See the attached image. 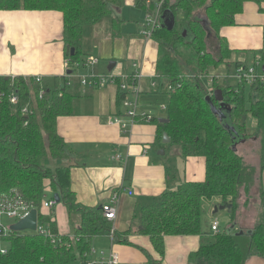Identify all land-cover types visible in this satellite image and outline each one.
<instances>
[{"label":"trees","instance_id":"1","mask_svg":"<svg viewBox=\"0 0 264 264\" xmlns=\"http://www.w3.org/2000/svg\"><path fill=\"white\" fill-rule=\"evenodd\" d=\"M260 0H139L145 11H171L177 17L172 29L159 26L152 39L158 44L156 74L159 89L169 95L165 119L158 122L159 138H170L169 145L181 148L185 158L206 159L204 182H186L176 191L166 192L159 203L141 210L138 234L150 239L158 259L148 257L152 264H163L168 236H201L204 241L198 251L189 255V264H246L251 256L264 258V218L252 231L239 228L214 235L202 231L203 201L221 200L231 206L235 215L239 201L248 188L243 186L245 158L240 154V140H260L264 170V83L238 88L221 84L231 68L241 67L234 58L236 51L222 36V29L236 24L244 4ZM124 0H0L1 11H57L63 15V42L69 61L68 75L56 78L49 85L35 78H0V211L26 206L38 211L42 226H47L56 243L37 232L10 231L1 240L9 247L2 253L0 264H76L92 247L99 236L110 235L112 223L104 216L103 207H84L72 190V166L51 161H62L70 153L65 140L58 133V120L73 116L79 95L73 93L69 80L82 66L85 29L120 11ZM203 10V15L199 11ZM121 19H114L119 30ZM187 36H184V31ZM214 40L215 46H213ZM72 49L74 54H71ZM211 49H215L214 53ZM261 59L264 61V53ZM263 71V70H262ZM264 72V71H263ZM213 75L206 85V77ZM220 79V80H219ZM42 89L44 94L40 96ZM222 90L228 109L222 119L212 106L216 90ZM15 92L17 105L10 102ZM229 96V98L226 97ZM126 95L119 90L118 109ZM247 98V99H246ZM28 108V113L23 110ZM256 122L253 132L248 129V118ZM233 128V129H232ZM260 174V175H262ZM262 177V176H261ZM59 194L73 222L80 215V225L73 237L60 235L57 222L42 213L46 182ZM260 200L264 207V188L260 185ZM251 199V198H250ZM264 216V214H263ZM232 222V223H233ZM116 243H128L115 232ZM84 263V262H83Z\"/></svg>","mask_w":264,"mask_h":264},{"label":"crops","instance_id":"2","mask_svg":"<svg viewBox=\"0 0 264 264\" xmlns=\"http://www.w3.org/2000/svg\"><path fill=\"white\" fill-rule=\"evenodd\" d=\"M138 2L124 0L120 11H112L110 17L85 29L82 47V66L87 68L85 75L112 74L118 76V81L104 85L89 83L82 91L81 80L84 78L73 75L69 78L71 91L79 95L75 113L58 120V133L70 149L68 157L61 162L72 166V190L78 202L84 207H98L108 204L114 194H120L117 218L110 222L114 232L128 243H116L111 235H104L93 240L90 250L97 249L106 254L115 251L122 264H152L148 257L158 259L150 239L137 232L142 208L159 203L164 193L176 191L186 182H204L206 179L205 158H185L180 147L164 145L159 138L158 122L166 116V110L161 106H168L169 95L164 89L151 88V79L157 75L159 47L144 33L148 30L149 17L156 18L158 27L172 21L176 23L177 17L171 11L160 12L159 6L155 12L142 10ZM117 18L122 21L118 31L113 24ZM222 36L238 53L234 58L244 65H248L246 53L261 56L260 53H264V0L244 4L243 12L236 16V24L222 29ZM92 60L98 63L92 65ZM66 62L60 12L0 10V78L42 77L44 83L51 85L54 79L68 75ZM113 62L115 67L109 71ZM136 64L144 74L140 109L151 112L158 122L132 124L124 109H118L119 83L122 76L128 77L136 71ZM115 115L120 116L125 127L112 122ZM253 124L256 127L255 120ZM257 141L245 142L243 146ZM161 151L165 154L161 155ZM257 153L254 165L259 169V149ZM261 176L264 188V172ZM45 186L46 195L55 198L49 181ZM258 192V188H254L252 195L256 196ZM246 200L244 195L242 204ZM243 206L234 222L235 229L252 231L258 215ZM41 211L57 222L60 235L73 237L74 229L80 225V215L72 222L62 201L53 210L42 208ZM246 213L251 214L246 217ZM202 231L210 234L212 229L210 227L206 232L202 228ZM203 241L201 236H168L163 264H189V255L198 251ZM0 250L6 248L1 246ZM246 264H264V258L251 256Z\"/></svg>","mask_w":264,"mask_h":264},{"label":"built area","instance_id":"3","mask_svg":"<svg viewBox=\"0 0 264 264\" xmlns=\"http://www.w3.org/2000/svg\"><path fill=\"white\" fill-rule=\"evenodd\" d=\"M147 27L148 30L145 31V35L148 38H152L154 31L158 27V23L156 21V18H147ZM98 63L97 60H92L91 64L96 65ZM260 65V63H256V67ZM66 66H69V61L66 62ZM251 68L248 65H242L241 67L235 68V76L241 83L251 84L260 81L264 83V72L258 71L257 68ZM134 68L136 71L126 77L122 76V81L119 83V90L122 91L126 97L122 101V108L124 109L125 116L128 117L131 120L132 124H135L137 121H142L146 123H151L154 121V115L151 112L143 111L140 109V95L142 94V83L144 79V74L140 70L139 66L136 64L134 65ZM120 78V77H119ZM220 78V77H218ZM208 82H210L213 79V75H209L205 78ZM35 80L39 83L42 82V77H35ZM118 81V76L109 74L107 76H96L91 75L89 77H84V79L81 80L83 85H87L89 83H95L104 85L106 82H112L115 83ZM160 83H159V77L156 75L152 77L151 79V88L157 90L159 89ZM44 94V89H42L40 96ZM19 101L18 95L15 94V92L11 95L10 102L12 105H17ZM163 110H167V106L163 105L161 106ZM24 113H28V108H25L23 110ZM113 121L115 124L121 125L125 127L126 125L124 122L120 119L119 115H115L113 117ZM130 194H132L130 192ZM120 203V194L116 193L111 198V201L108 204H104L103 212L104 216L111 222L115 221L117 218L118 208ZM57 201L55 198H51L50 200L44 198L43 206L42 208L53 210L57 206ZM31 213V209H29L26 206H18L15 209L5 211L4 209L0 211V239L2 237H6L10 234L11 227H6L1 222V217L8 216L11 219L16 220V223L20 221L21 219H24ZM211 229L214 235H217L220 233V224L217 219H215L211 225ZM37 233L41 235L48 236L52 239L53 243H56V239H54L53 234L51 230L45 226H42L38 219V227H37ZM112 241H115V232L114 229H112L111 233ZM2 253H5V250H2ZM83 261L85 264H122L120 256L115 252L111 251L110 253L105 252H97V250H90L87 254L83 256Z\"/></svg>","mask_w":264,"mask_h":264},{"label":"rangeland","instance_id":"4","mask_svg":"<svg viewBox=\"0 0 264 264\" xmlns=\"http://www.w3.org/2000/svg\"><path fill=\"white\" fill-rule=\"evenodd\" d=\"M203 10L199 11V15H203ZM145 23V22H144ZM213 42V46H215L214 44V40L211 41V43ZM214 53L215 49H211ZM262 53H260L261 56L255 57L253 52H248L246 53L248 58H247V64L249 67L254 68L256 67V63H260V65H258L256 68L258 71H262L263 70V66H264V61L261 59L262 57ZM259 59V60H258ZM87 70L86 66H81V68L79 67L77 72L74 73V75H76V77H80V78H84V77H88V75H85V71ZM221 79V80H220ZM220 83L221 84H227L230 85L232 87L238 88L240 85L245 84V83H241L237 77L235 76V69L231 70V73L229 74V76L227 77V79H222V77H220ZM207 87L209 89H211V85H209V82H206ZM74 85V84H73ZM246 85V84H245ZM251 84H247V98L249 99L250 93H251ZM83 88H81V90L83 91L86 87H88V85H84L82 86ZM227 98H229L228 95H226ZM246 98V99H247ZM160 116H165V114H161ZM254 119L252 116H249L248 118V129L253 132L255 130L254 127ZM252 141V140H250ZM165 145V144H164ZM244 142L239 144L238 147H240L241 150V154H244V156H248V157H244L245 158V170H244V174H243V188L244 186L248 188L247 193H248V205H246L245 203L242 204V201H239V208L237 209L236 215H235V219L237 221V217L239 216V212L241 209V206L244 205L243 207L248 208V211H251V213H256L258 215L257 217V223L261 222L262 219L264 218L263 214H264V207H263V203L260 200V194L258 192V195L254 196L252 195V192L254 190V188H258V190H260V185L263 186V179L261 177L260 174L261 173V158L263 156V151H262V143L260 140L256 142H252L249 146H243ZM259 149V157H260V168L258 169L255 165L254 162L256 161L257 157L255 155H257V150ZM246 154V155H245ZM254 157V160L252 161V158ZM62 164L61 160L60 161H51L50 164L52 165V167H56L57 165ZM264 171V170H263ZM47 192V190H46ZM54 196L49 197L48 195H46V198L49 200ZM251 198V199H250ZM242 199L244 200V196L242 197ZM60 204V203H58ZM220 206H225L224 204L221 203V200H204L203 201V216H202V228L206 230V232H208L210 230L211 227V223L213 219H217L219 224H220V233L225 231L229 225L233 222L232 221V217L233 215L229 212V210L227 208L223 209V210H219L218 212H216V208L220 207ZM246 211L244 210V213ZM250 213V214H251ZM250 214L246 213V217L250 216ZM252 216V215H251ZM241 217V216H240ZM235 221V222H236ZM1 222L3 223L4 226L9 227L8 224H14L16 223V220L9 218L8 216H3L1 217ZM256 223V224H257ZM234 224V222H233ZM240 229V227H239ZM249 232V231H248ZM29 233H32V231H30ZM1 246L3 248H8L9 244L7 242H4L3 240L0 239V248ZM108 249V248H107ZM97 250V249H96ZM100 250H103L102 248H100ZM108 251V250H107ZM97 252H102L97 250ZM104 252V251H103ZM76 264H83V261L80 259L76 262ZM85 264V263H84Z\"/></svg>","mask_w":264,"mask_h":264},{"label":"water","instance_id":"5","mask_svg":"<svg viewBox=\"0 0 264 264\" xmlns=\"http://www.w3.org/2000/svg\"><path fill=\"white\" fill-rule=\"evenodd\" d=\"M176 23H174L173 21L169 24V23H165L164 25H162V27H167L168 29H172L175 26ZM184 36H187V31H184ZM71 54H74V50L72 49ZM115 67V63H111L110 67H109V71H112ZM263 71H264V66H263ZM214 99L220 103V107H214V105L212 106L213 111L218 114L222 119L225 117L224 113L225 111L228 109L225 101H224V96H223V91L218 89L215 91L214 93ZM169 120L168 119H162L161 123H168ZM233 129V128H232ZM241 143H245L244 140H240ZM163 143L164 144H169L170 143V138L168 137L167 134H164V138H163ZM161 155L165 154V151H161L160 152ZM55 199L57 201V203L61 202V198L59 194H55ZM227 208L229 210V212L231 213L232 211V207L231 206H220L216 208V212H218L219 210H223ZM37 227H38V211L36 209H33L31 211V213L25 217L24 219H21L20 221H18L17 223H15L14 225L11 226V230L14 232H25V231H32V232H36L37 231ZM236 228V224H233L231 227H229L228 232H232L234 229Z\"/></svg>","mask_w":264,"mask_h":264}]
</instances>
